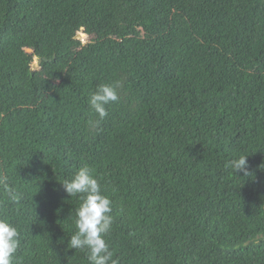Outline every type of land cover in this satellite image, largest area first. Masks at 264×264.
<instances>
[{"label":"trees","instance_id":"obj_1","mask_svg":"<svg viewBox=\"0 0 264 264\" xmlns=\"http://www.w3.org/2000/svg\"><path fill=\"white\" fill-rule=\"evenodd\" d=\"M114 82L100 120L88 98ZM82 166L118 264H264V0H0L12 264H89L61 184Z\"/></svg>","mask_w":264,"mask_h":264},{"label":"clouds","instance_id":"obj_2","mask_svg":"<svg viewBox=\"0 0 264 264\" xmlns=\"http://www.w3.org/2000/svg\"><path fill=\"white\" fill-rule=\"evenodd\" d=\"M118 82L102 83L90 94L88 103L100 120L107 116L106 105L119 99ZM248 155H240L228 163L236 173L247 176ZM62 186L68 196H79L80 204L75 211L76 230L67 241L69 249L87 251L89 264H118L113 258L105 237L111 232L114 218L112 201L102 192L98 179L91 174L88 166L80 167L70 180H64ZM0 187L11 201H17L19 194L9 186L7 177L0 176ZM18 228L6 217H0V264H12L20 240Z\"/></svg>","mask_w":264,"mask_h":264},{"label":"rangeland","instance_id":"obj_3","mask_svg":"<svg viewBox=\"0 0 264 264\" xmlns=\"http://www.w3.org/2000/svg\"><path fill=\"white\" fill-rule=\"evenodd\" d=\"M81 36L79 37V39H81L84 43H87L91 40V38L95 35H87L84 33V31L80 32ZM38 62H35V65H37Z\"/></svg>","mask_w":264,"mask_h":264},{"label":"water","instance_id":"obj_4","mask_svg":"<svg viewBox=\"0 0 264 264\" xmlns=\"http://www.w3.org/2000/svg\"><path fill=\"white\" fill-rule=\"evenodd\" d=\"M81 36V34L80 33H78V35H77V38H79Z\"/></svg>","mask_w":264,"mask_h":264}]
</instances>
